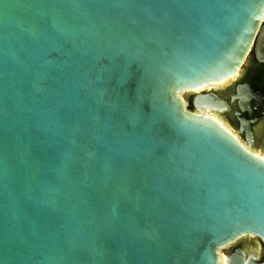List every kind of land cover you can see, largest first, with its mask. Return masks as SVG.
I'll use <instances>...</instances> for the list:
<instances>
[{
  "label": "water",
  "instance_id": "1",
  "mask_svg": "<svg viewBox=\"0 0 264 264\" xmlns=\"http://www.w3.org/2000/svg\"><path fill=\"white\" fill-rule=\"evenodd\" d=\"M264 0H0V264H220L264 249V159L209 109ZM223 264H264L235 247Z\"/></svg>",
  "mask_w": 264,
  "mask_h": 264
},
{
  "label": "flooded vegetation",
  "instance_id": "2",
  "mask_svg": "<svg viewBox=\"0 0 264 264\" xmlns=\"http://www.w3.org/2000/svg\"><path fill=\"white\" fill-rule=\"evenodd\" d=\"M211 92L226 106L223 110L209 109L249 149L264 155V40L255 41L238 73L220 85L194 92L192 99L203 92ZM187 107L200 112L187 100Z\"/></svg>",
  "mask_w": 264,
  "mask_h": 264
},
{
  "label": "rangeland",
  "instance_id": "3",
  "mask_svg": "<svg viewBox=\"0 0 264 264\" xmlns=\"http://www.w3.org/2000/svg\"><path fill=\"white\" fill-rule=\"evenodd\" d=\"M193 93L194 92H187V93H185L183 95H184L185 98H186V96H188V98H186V100L190 101ZM258 152L261 153L262 151L260 149H258ZM240 246L241 247H246V248H248L250 250H256L258 255H259V257H260V260H262L264 258V249L262 247V244L257 238H254V237H243V238L237 240L232 245H230L227 248L223 249L221 251V253L223 255H225L226 253L231 252L235 247H240Z\"/></svg>",
  "mask_w": 264,
  "mask_h": 264
},
{
  "label": "bare ground",
  "instance_id": "4",
  "mask_svg": "<svg viewBox=\"0 0 264 264\" xmlns=\"http://www.w3.org/2000/svg\"><path fill=\"white\" fill-rule=\"evenodd\" d=\"M234 77V76H233ZM232 77V78H233ZM227 81V80H226ZM225 80L224 81H221V82H219V83H216V84H213V85H220V84H223L224 82H226ZM212 86V85H211ZM210 87V86H209ZM209 87H207V89L209 88ZM190 92H199V91H190ZM207 112V111H206ZM207 114H208V112H207ZM210 115V114H209ZM211 117H213L214 119H217V120H219L218 119V117L216 116V115H210ZM220 121V120H219ZM222 124H224L222 121H220ZM225 125V124H224ZM225 127L229 130V131H231L226 125H225ZM232 132V131H231ZM233 133V132H232ZM234 134V133H233ZM235 135V134H234ZM236 136V135H235ZM255 154L257 155V156H263L264 157V155H261L260 154V152H255ZM220 257H221V261H220V264H223L224 263V257H225V255H223L221 252H220Z\"/></svg>",
  "mask_w": 264,
  "mask_h": 264
},
{
  "label": "snow or ice",
  "instance_id": "5",
  "mask_svg": "<svg viewBox=\"0 0 264 264\" xmlns=\"http://www.w3.org/2000/svg\"><path fill=\"white\" fill-rule=\"evenodd\" d=\"M261 159H264V157H262Z\"/></svg>",
  "mask_w": 264,
  "mask_h": 264
}]
</instances>
